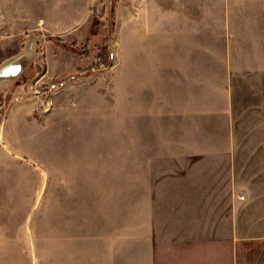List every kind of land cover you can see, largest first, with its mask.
Masks as SVG:
<instances>
[{"label": "rangeland", "instance_id": "rangeland-1", "mask_svg": "<svg viewBox=\"0 0 264 264\" xmlns=\"http://www.w3.org/2000/svg\"><path fill=\"white\" fill-rule=\"evenodd\" d=\"M28 43L34 59L0 82V264H92L91 243L69 246L55 232L54 127L60 120L61 156L70 147L74 180L90 183L99 209L107 165L131 173L139 52L172 50L180 62L182 51L203 49L206 64L264 65V0H0V65ZM171 87L180 94L179 81ZM211 175L158 168L159 264H170L183 235L216 221Z\"/></svg>", "mask_w": 264, "mask_h": 264}, {"label": "crops", "instance_id": "crops-1", "mask_svg": "<svg viewBox=\"0 0 264 264\" xmlns=\"http://www.w3.org/2000/svg\"><path fill=\"white\" fill-rule=\"evenodd\" d=\"M173 55L144 49L133 64L131 173L107 165L99 209L90 183L82 189L74 180L70 147L69 158L61 156L60 120L54 127L55 232L69 246L91 243L92 264H159L158 168L192 165L211 172L207 183L220 204L207 211L216 221L181 237L170 264H264V65L206 64L203 49L182 51L180 62ZM172 81L180 94H172Z\"/></svg>", "mask_w": 264, "mask_h": 264}, {"label": "water", "instance_id": "water-1", "mask_svg": "<svg viewBox=\"0 0 264 264\" xmlns=\"http://www.w3.org/2000/svg\"><path fill=\"white\" fill-rule=\"evenodd\" d=\"M35 55V45L28 43L26 51L11 57L0 65V82L14 80L34 59Z\"/></svg>", "mask_w": 264, "mask_h": 264}, {"label": "built area", "instance_id": "built-area-1", "mask_svg": "<svg viewBox=\"0 0 264 264\" xmlns=\"http://www.w3.org/2000/svg\"><path fill=\"white\" fill-rule=\"evenodd\" d=\"M241 199H245V196H241Z\"/></svg>", "mask_w": 264, "mask_h": 264}]
</instances>
